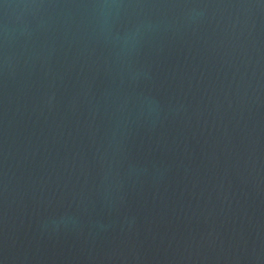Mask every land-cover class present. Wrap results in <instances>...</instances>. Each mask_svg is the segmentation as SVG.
I'll return each mask as SVG.
<instances>
[{
    "label": "water",
    "instance_id": "water-1",
    "mask_svg": "<svg viewBox=\"0 0 264 264\" xmlns=\"http://www.w3.org/2000/svg\"><path fill=\"white\" fill-rule=\"evenodd\" d=\"M0 264H264V0H0Z\"/></svg>",
    "mask_w": 264,
    "mask_h": 264
}]
</instances>
